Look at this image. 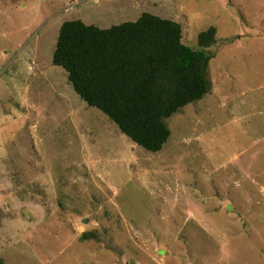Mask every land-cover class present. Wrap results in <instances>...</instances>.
<instances>
[{"label":"rangeland","instance_id":"1","mask_svg":"<svg viewBox=\"0 0 264 264\" xmlns=\"http://www.w3.org/2000/svg\"><path fill=\"white\" fill-rule=\"evenodd\" d=\"M145 13L208 51L212 92L158 153L54 66L61 26ZM0 257L5 264H264V0H0Z\"/></svg>","mask_w":264,"mask_h":264},{"label":"trees","instance_id":"2","mask_svg":"<svg viewBox=\"0 0 264 264\" xmlns=\"http://www.w3.org/2000/svg\"><path fill=\"white\" fill-rule=\"evenodd\" d=\"M216 35L214 27L201 32L194 49L184 44L180 24L150 13L108 29L67 21L52 63L66 71L89 107L138 146L158 153L172 135L167 121L212 92L208 50Z\"/></svg>","mask_w":264,"mask_h":264}]
</instances>
